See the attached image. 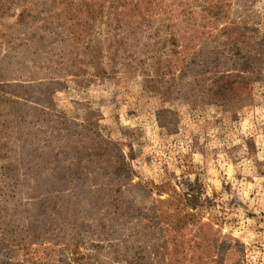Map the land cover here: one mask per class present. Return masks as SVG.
Listing matches in <instances>:
<instances>
[{
    "label": "rangeland",
    "instance_id": "rangeland-1",
    "mask_svg": "<svg viewBox=\"0 0 264 264\" xmlns=\"http://www.w3.org/2000/svg\"><path fill=\"white\" fill-rule=\"evenodd\" d=\"M117 1L0 0V264H264V0Z\"/></svg>",
    "mask_w": 264,
    "mask_h": 264
},
{
    "label": "trees",
    "instance_id": "trees-1",
    "mask_svg": "<svg viewBox=\"0 0 264 264\" xmlns=\"http://www.w3.org/2000/svg\"><path fill=\"white\" fill-rule=\"evenodd\" d=\"M119 1L120 0H118L117 2ZM1 7H3V5ZM209 12H210V20H213V23H216L218 20H220L224 14V12L221 9L219 11L217 10L215 11V9H213V10H210ZM226 16L227 14L225 15V18ZM90 17L91 19L87 20L85 23H89V21H95L94 15H90ZM24 22L25 20L22 17L20 19V24H23ZM128 22H133V19H131ZM137 23H139L138 17H137ZM241 23L243 24V26L241 27L239 25L234 27L233 25H237V24L233 23L231 25H227L226 27H223L220 30V32H222V36L225 39L224 41L225 43H223L225 48H227L228 52L232 55V57L241 58L242 67H240V69L238 70V73L235 75L236 77H238L235 80L232 79V77L234 76L230 74L224 75L218 80V83L215 85V87L218 89L217 93L219 97H226L228 95L230 96L231 95H236V96L248 95L251 92L252 82L249 79L244 78L242 76L243 75H250V76L264 75V49H262V46H264V37L258 43L252 41L251 38L248 37L249 28H247L245 25L247 24L246 21H243ZM88 28L89 27H87V30ZM98 54H99V51L93 52L92 55H90L91 60L93 62L91 61L89 64H91L92 68L94 69L96 73H99V72L105 73V69L101 66V64H98V61H99L98 56H101V54L100 55ZM261 80L262 79L259 78L257 81H261ZM89 132H92L93 135H97L92 129H89ZM124 170H127V167L123 159L119 163L118 174H121V172ZM118 180H119V177H118ZM109 184H111V182ZM105 188H106L105 196H107L108 194L107 186H105ZM162 192L163 191L160 190V193ZM187 216H191V215L187 214ZM193 219H191V217H188L187 219H184V220L187 223H193L192 222L194 221ZM156 224L157 223H155V225ZM155 225H152V226H155ZM198 238H200L199 235H198ZM209 242H210V237H208V235L205 234V237L202 238V242L196 245V248L192 251V256H194L193 257L194 264H206L205 263L206 259L204 255L201 254L200 252H197V250H199L203 245ZM15 243H16V246H18L19 252L22 251V253H24L26 249L29 250L27 248L28 243H24L23 240L15 241ZM11 253H8V254L11 255ZM80 254L81 253L79 251V245L76 244L75 247L73 248L72 258L70 259V262L69 263L65 262V264H83L82 262L84 261V255L83 254L80 255Z\"/></svg>",
    "mask_w": 264,
    "mask_h": 264
}]
</instances>
